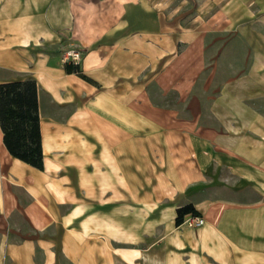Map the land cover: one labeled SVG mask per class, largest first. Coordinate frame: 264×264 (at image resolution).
I'll return each mask as SVG.
<instances>
[{"label":"crops","instance_id":"1","mask_svg":"<svg viewBox=\"0 0 264 264\" xmlns=\"http://www.w3.org/2000/svg\"><path fill=\"white\" fill-rule=\"evenodd\" d=\"M27 77L43 167L0 130V264H264V0H0Z\"/></svg>","mask_w":264,"mask_h":264},{"label":"trees","instance_id":"2","mask_svg":"<svg viewBox=\"0 0 264 264\" xmlns=\"http://www.w3.org/2000/svg\"><path fill=\"white\" fill-rule=\"evenodd\" d=\"M77 66L66 63L68 71L79 72ZM37 88L31 77L0 83V130L2 142L11 156L41 169L43 154ZM189 213L198 214L192 204L178 207L176 224H181Z\"/></svg>","mask_w":264,"mask_h":264},{"label":"built area","instance_id":"3","mask_svg":"<svg viewBox=\"0 0 264 264\" xmlns=\"http://www.w3.org/2000/svg\"><path fill=\"white\" fill-rule=\"evenodd\" d=\"M82 52L80 49L72 48L63 52L62 61L64 63H71L74 65H78L81 60ZM183 225L189 228H197L204 224V218L201 215L194 214H186L183 217L182 223Z\"/></svg>","mask_w":264,"mask_h":264},{"label":"rangeland","instance_id":"4","mask_svg":"<svg viewBox=\"0 0 264 264\" xmlns=\"http://www.w3.org/2000/svg\"><path fill=\"white\" fill-rule=\"evenodd\" d=\"M255 103V102H254Z\"/></svg>","mask_w":264,"mask_h":264}]
</instances>
